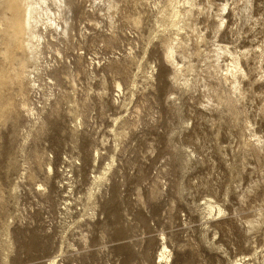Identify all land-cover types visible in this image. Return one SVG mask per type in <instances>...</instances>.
Returning <instances> with one entry per match:
<instances>
[{
  "label": "rangeland",
  "instance_id": "374dc122",
  "mask_svg": "<svg viewBox=\"0 0 264 264\" xmlns=\"http://www.w3.org/2000/svg\"><path fill=\"white\" fill-rule=\"evenodd\" d=\"M172 1L45 0L0 84V264H264V0Z\"/></svg>",
  "mask_w": 264,
  "mask_h": 264
},
{
  "label": "bare ground",
  "instance_id": "6f19581e",
  "mask_svg": "<svg viewBox=\"0 0 264 264\" xmlns=\"http://www.w3.org/2000/svg\"><path fill=\"white\" fill-rule=\"evenodd\" d=\"M53 1L63 2V0ZM169 1L173 3L172 0ZM185 1L189 4V7H193V0ZM44 4L45 0H0V31L2 32L1 44L3 45L1 54L3 55L4 60L9 62L10 70H8L11 72L10 74H7V71H0V84L9 85L17 81L19 83L18 92L21 95H23L21 82L29 74L27 67L29 61H31L30 57L31 59L36 58L35 55L38 52L39 44L37 42H39L40 35L35 28L38 22V17L41 13L40 10L46 13L49 11V7L47 5L44 6ZM184 11L190 12V9H184ZM182 15L181 9H179L177 5L172 4L169 16L178 21ZM171 24L176 28L177 23L175 21L171 22ZM171 45L166 46L164 58L173 64L176 62L174 59L175 47H172ZM238 61L239 60L233 61V66L228 72L234 80L233 83H236V73L240 71ZM119 86L120 85H118V87ZM232 89L236 90L237 88L235 87ZM21 105L27 107L28 103L27 101L22 100Z\"/></svg>",
  "mask_w": 264,
  "mask_h": 264
}]
</instances>
